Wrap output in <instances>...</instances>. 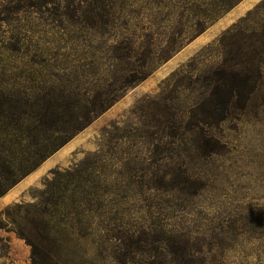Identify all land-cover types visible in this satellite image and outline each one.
Returning a JSON list of instances; mask_svg holds the SVG:
<instances>
[{
  "label": "rangeland",
  "instance_id": "obj_1",
  "mask_svg": "<svg viewBox=\"0 0 264 264\" xmlns=\"http://www.w3.org/2000/svg\"><path fill=\"white\" fill-rule=\"evenodd\" d=\"M203 2L0 0L3 126L56 94L116 93L149 36L195 23ZM120 95L0 212L51 191L46 216L28 217L47 264H264V0H241ZM0 237V264H32L15 232Z\"/></svg>",
  "mask_w": 264,
  "mask_h": 264
},
{
  "label": "trees",
  "instance_id": "obj_2",
  "mask_svg": "<svg viewBox=\"0 0 264 264\" xmlns=\"http://www.w3.org/2000/svg\"><path fill=\"white\" fill-rule=\"evenodd\" d=\"M241 0H208L193 10V21L180 16L175 25L170 29L166 41L161 43L154 41L152 36L147 39V61L143 70L138 75H129L116 88V93L106 96L97 94L91 99H79L77 96H63L56 94L44 107L28 119H23L15 128L6 122L4 111L0 109V198L7 194L12 188L24 178L36 171L51 156L57 153L76 134L90 125L96 118L110 108L127 89L134 86L141 80L150 76L163 61L176 51L187 37L200 35L208 27L217 22L221 17L232 10ZM182 36L184 39H182ZM157 51L160 53L157 54ZM212 93V91L210 92ZM227 99V105L230 102ZM8 116L5 120H8ZM51 191H44L47 199L39 200L36 204L13 206L17 212L16 216L9 215L12 207L0 212V230L13 231L28 246L31 247L32 264H47L50 262V255L44 251L35 239L37 224L31 217L46 216L42 205L52 204ZM25 214V216H22ZM6 215L9 222L1 218ZM26 221L25 225L20 223ZM11 226V227H9ZM41 232L50 236L51 230L42 226ZM8 240L0 237V256L7 255Z\"/></svg>",
  "mask_w": 264,
  "mask_h": 264
},
{
  "label": "crops",
  "instance_id": "obj_3",
  "mask_svg": "<svg viewBox=\"0 0 264 264\" xmlns=\"http://www.w3.org/2000/svg\"><path fill=\"white\" fill-rule=\"evenodd\" d=\"M38 170H36L35 172H33L32 174H30L29 176H27L23 181H21L17 186H15L13 189H11L10 191L7 192V194H5L3 197L0 198V211L5 208L6 206H8L9 204L13 203L16 201V199L18 198V196L23 193L24 191H22L24 189V187H19L22 184L28 182V184H30L29 182H33L37 177H38ZM30 178V181H28V179ZM26 186V185H25Z\"/></svg>",
  "mask_w": 264,
  "mask_h": 264
}]
</instances>
